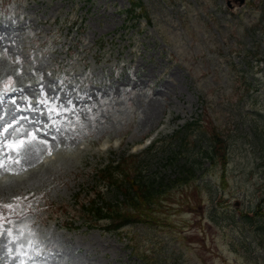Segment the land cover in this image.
<instances>
[{"label":"rangeland","instance_id":"obj_1","mask_svg":"<svg viewBox=\"0 0 264 264\" xmlns=\"http://www.w3.org/2000/svg\"><path fill=\"white\" fill-rule=\"evenodd\" d=\"M231 11L225 0H0V159L19 173L0 172L13 233L0 235V264H264L253 215L264 198V0ZM196 116L179 150L169 136ZM213 128L228 163L180 184L166 157L201 154ZM150 136L146 160H126ZM124 159L120 178L169 180L156 224L88 228L74 196L113 200L95 171Z\"/></svg>","mask_w":264,"mask_h":264},{"label":"trees","instance_id":"obj_2","mask_svg":"<svg viewBox=\"0 0 264 264\" xmlns=\"http://www.w3.org/2000/svg\"><path fill=\"white\" fill-rule=\"evenodd\" d=\"M135 11V3H132L131 9L126 10V18L134 19ZM194 126H200V120L186 123L183 129L179 131L180 136L178 142L180 148L183 147L189 130L193 129ZM214 133L217 135L215 131ZM216 135L208 137V139L210 138V142L205 148V158L211 165H216L217 161L225 165L227 162L225 152L226 144H220L222 140ZM153 146L145 150L139 156L130 157L134 158L137 162L141 158L145 159L146 156L150 155ZM123 163L125 162L123 161L121 164ZM172 164L177 174L174 178L183 177V181L180 184L188 183L196 172V168L199 167L195 166L193 158L185 160L184 158L176 157L173 158ZM117 168L118 166L116 167L109 163L105 167L99 169L96 174V181L106 182L110 186L111 191H113L116 200L108 201L104 198L101 191L96 190L95 195L91 199H87V205H85L86 200H83L85 204L84 206L83 204L81 205V210L84 211L86 215L92 217V219L95 218L105 221V228L108 230L120 231L124 227L133 224H143L146 226L155 225L153 208L155 207L157 197L163 195L169 188V184L165 182L167 180H165L164 177L157 178L156 180L150 177L144 178L141 173L133 178L128 177L125 175L126 173H124V176L122 175L120 178L118 175H115ZM187 174L191 175V177H187ZM221 182H224L223 175L221 176ZM84 196L86 197L87 195ZM97 199L101 201V204L98 205L96 203ZM254 215L262 217L263 212L260 209L255 211ZM246 219L249 220L250 218L244 215V217H239L238 221L241 222ZM238 221L236 220L234 222ZM259 225L264 228V222H261Z\"/></svg>","mask_w":264,"mask_h":264},{"label":"snow or ice","instance_id":"obj_3","mask_svg":"<svg viewBox=\"0 0 264 264\" xmlns=\"http://www.w3.org/2000/svg\"><path fill=\"white\" fill-rule=\"evenodd\" d=\"M52 111H55V109H52ZM4 131H7V129H5ZM32 139L35 140V136H32ZM7 147L10 148V149H12L13 151H19L21 148L24 147V141L21 140V141H19L16 144H8ZM14 162L17 163V164H19L20 161L17 159ZM12 163H13V160H12L11 157H8L7 160L0 159V172H8V173H10L12 175H18L19 173L14 172L11 169L10 166H11ZM2 207L7 208V209H12L13 208V205H10V204L9 205H3ZM5 222L11 223L10 221H7L6 220V217L3 215V213H0V229H2V231H0V235L6 234L7 236L12 237L13 236V233H12L11 229H4L3 228V225H4ZM18 231L20 233V236L22 237L23 236V230L20 229ZM13 242H15V238L13 239ZM30 243L31 242H29V245H30ZM23 247H24V245L21 244L20 245V248H23ZM9 251L11 252L12 250L9 249ZM16 254L17 255H21L22 254L20 252V249H17ZM22 264H23V262H22Z\"/></svg>","mask_w":264,"mask_h":264},{"label":"water","instance_id":"obj_4","mask_svg":"<svg viewBox=\"0 0 264 264\" xmlns=\"http://www.w3.org/2000/svg\"><path fill=\"white\" fill-rule=\"evenodd\" d=\"M238 1H239V2H238L239 4L243 3V0H238Z\"/></svg>","mask_w":264,"mask_h":264}]
</instances>
